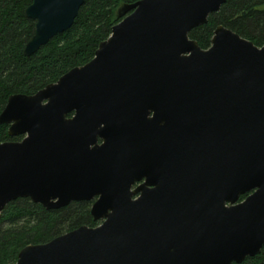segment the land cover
<instances>
[{
	"label": "water",
	"instance_id": "water-1",
	"mask_svg": "<svg viewBox=\"0 0 264 264\" xmlns=\"http://www.w3.org/2000/svg\"><path fill=\"white\" fill-rule=\"evenodd\" d=\"M84 2L32 0L25 55ZM225 2L123 3L90 61L10 95L0 123L23 138L0 143V219L29 197L49 210L93 200L102 221L28 244L15 264H233L261 252L264 45L224 25L208 48L189 36Z\"/></svg>",
	"mask_w": 264,
	"mask_h": 264
},
{
	"label": "trees",
	"instance_id": "trees-1",
	"mask_svg": "<svg viewBox=\"0 0 264 264\" xmlns=\"http://www.w3.org/2000/svg\"><path fill=\"white\" fill-rule=\"evenodd\" d=\"M136 1L85 0L69 29L27 56L24 48L34 33L35 20L26 16L25 9L32 0H0V113L10 95L35 94L73 67L90 61L121 20L118 7ZM218 25L256 45H264V0H226L209 15L207 23L193 28L189 36L202 48H208ZM22 138L23 135L11 136L9 124L0 123V143ZM92 204L93 200L73 201L49 210L29 197L9 202L0 219V264H15L19 252L28 244L48 242L81 225H98L91 214ZM233 264H264V246L259 254Z\"/></svg>",
	"mask_w": 264,
	"mask_h": 264
},
{
	"label": "flooded vegetation",
	"instance_id": "flooded-vegetation-1",
	"mask_svg": "<svg viewBox=\"0 0 264 264\" xmlns=\"http://www.w3.org/2000/svg\"><path fill=\"white\" fill-rule=\"evenodd\" d=\"M68 116H73V113H70V114H68ZM103 139L102 138H99V143L101 144V143H103ZM147 181V178L146 177H144L142 180H140V181H136L133 185H132V188H131V190H135V189H137L141 184H143V183H145ZM148 187H154V185H148ZM140 196V193H137L136 195H134L133 197L134 198H138Z\"/></svg>",
	"mask_w": 264,
	"mask_h": 264
},
{
	"label": "rangeland",
	"instance_id": "rangeland-1",
	"mask_svg": "<svg viewBox=\"0 0 264 264\" xmlns=\"http://www.w3.org/2000/svg\"><path fill=\"white\" fill-rule=\"evenodd\" d=\"M99 222V224L102 222V221H98Z\"/></svg>",
	"mask_w": 264,
	"mask_h": 264
}]
</instances>
